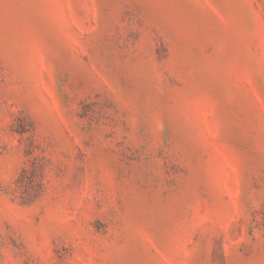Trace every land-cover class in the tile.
<instances>
[{
    "label": "rangeland",
    "instance_id": "1",
    "mask_svg": "<svg viewBox=\"0 0 264 264\" xmlns=\"http://www.w3.org/2000/svg\"><path fill=\"white\" fill-rule=\"evenodd\" d=\"M0 264H264V0H0Z\"/></svg>",
    "mask_w": 264,
    "mask_h": 264
}]
</instances>
